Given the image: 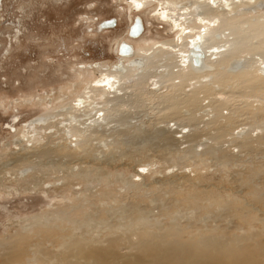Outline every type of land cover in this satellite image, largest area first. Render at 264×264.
Wrapping results in <instances>:
<instances>
[{"label":"rangeland","instance_id":"1","mask_svg":"<svg viewBox=\"0 0 264 264\" xmlns=\"http://www.w3.org/2000/svg\"><path fill=\"white\" fill-rule=\"evenodd\" d=\"M163 1L209 10L197 0ZM158 2L150 0L145 11L132 13L143 18L146 28L142 35L150 40L133 38L137 42L128 36L133 20L126 0H0V264H72L74 260L112 264L111 259L100 263L68 253L73 243L78 245L75 241L101 248L111 239L121 262L133 256L131 264L152 262L150 253L135 256L140 242L162 247L206 241L224 248L249 249L264 264V135L248 140L241 131L259 122L245 116L257 107L251 94L264 88V67L257 72L258 66L249 57L251 53L264 57V9L257 11L249 3L236 6L227 15L231 19L216 12L230 27L240 28L242 39L246 33V41L252 45L242 56L238 50L232 53L234 57L229 56L231 61L222 67L231 72L229 79L223 78L219 65L212 70L221 79L216 91L227 95L224 113L226 107L246 102L232 111V119L220 116L216 124H209L208 118L217 114L212 108L199 122L188 120L187 132L176 133L173 124L180 120L166 116L165 107L153 115L151 106L159 103L150 95L139 101L135 87H131L132 102H127L130 107H108L111 121L106 126L93 124L94 116L102 111L93 116L85 110L91 114L78 116L76 128L67 114L66 109L83 93V88L75 92L74 85L83 78L99 77L95 64L99 70L120 66L115 48L122 40L134 43L135 56H140L138 46L154 49L145 73L157 77L162 86L168 83L163 76L170 59L163 56L161 46L155 49L156 41L174 43L176 34L150 14L149 5ZM109 16L116 17L117 25L102 30L98 24ZM132 67L126 66L124 73L136 80ZM84 69L91 71L85 74ZM90 93L86 101L93 104L94 98L89 97L95 91ZM181 109L182 113L192 110ZM119 110L124 114L116 118ZM40 118L43 121L36 124ZM64 121L68 122L65 127ZM154 122L155 126L150 124ZM194 122L197 128L191 126ZM26 124L36 126L23 140ZM156 130L158 138L154 137ZM238 142L243 143L241 147ZM65 242H69L67 247ZM32 246L50 252L51 260L34 254ZM134 258H140L139 263Z\"/></svg>","mask_w":264,"mask_h":264},{"label":"bare ground","instance_id":"2","mask_svg":"<svg viewBox=\"0 0 264 264\" xmlns=\"http://www.w3.org/2000/svg\"><path fill=\"white\" fill-rule=\"evenodd\" d=\"M126 1L128 3L129 10H130V17L132 18V20H135V21H131V22H133V24H131V26L128 29L129 30L128 36L131 39L139 38L140 36L141 37L143 36L142 38H140L141 41L144 40L146 42L147 41L149 42L150 41L149 38H144V35H142L143 30H144L142 17L140 15H138L137 17L133 16L132 13L136 12V11L137 12L145 11L148 7L147 5H148V2H150V0H126ZM197 1H198V3L201 2V4L208 6L209 10L206 9L203 12L202 9L197 8L198 6L196 5L197 6L196 7L194 4H191L190 6L176 5L177 3H175L174 1H173V3H169L170 1L165 2L163 0H159L157 5H154V6L149 5V6H152L151 7L152 9L150 8L151 9L150 14H152V16H154V17L157 16L158 19L166 22L169 25V27H171V32L176 34L175 35L176 38H174L175 39L174 43L168 44V43H163V42L160 43L159 41H156L158 43L156 44L157 47L155 49H157L159 46H161L159 48V50L161 49L164 51L163 56L166 57L167 59H170L169 63H167V64L165 63V65L167 66L168 69L164 68L165 69L164 72L166 71L165 74L168 71L167 75L163 76V74H162V76L164 78H166L167 80L169 79L168 83L166 85L162 86L160 80L156 76H155L156 78H152L153 74L150 75V74L145 73V68L148 64V60L150 59V57H152L151 55H153V54H150V52L153 53L154 49H151V47H149L150 49H147L144 46H140V47L138 46V50L140 51V53H139L140 56L137 55L138 56L137 57V56H135V53H134V51H135L134 43H133V45H131L130 41L127 42V41L122 40L120 43H118V45L115 48L116 51L119 52V55H120V59H119L120 66L119 67L116 66V69H114V70H112V69L111 70H99V66L97 64H95L96 68H93V69L94 70L98 69L99 77L94 76L91 78H83V77L78 75L79 78L81 77L83 79L81 81L79 79L80 82L74 85V89L76 92V91H79L81 88H83L82 89L83 91L81 90L83 93L79 94L78 97L75 99L76 103L72 102L73 101L72 100L70 103H74V104H71V106L68 105L69 109H66L67 114H69L68 116H70V119H72V120L74 119L72 124L75 128H76V125H74V122H76L75 120H77L78 116L81 117L83 115L82 113L87 109L89 111H92L91 112L92 114L91 113L90 114L93 116L94 115L97 116V112L102 111L101 113H99V115L97 117L94 116L93 119L96 118L95 119L96 121H94L92 119L91 122L94 121L93 124H95L97 122L99 124V127L102 124L104 126H106L109 123L108 121H111L109 118L111 116V114H110V116L108 115L109 117L106 114V111L108 110L109 106H114V107L120 108V107L125 105L126 107H128L129 105L127 106V104H128L127 102L128 101L132 102V101H130V99L132 100L133 98H129V97H131V94L132 95L134 94L131 87H133V88L135 87L137 89L138 93H136L135 97H137L139 101H143L144 98H148V96L150 95L149 98H151V96H152L153 99L156 101L155 103H159V106H158V104L156 105L157 107H155V104L153 106H151V113L153 115L156 114V111H157V113H159V111H161V108L165 107V108H167V110L169 112L168 115H166V116H176V118L180 120V123L175 121L173 124V126H174L173 130H175V128L177 129V130H175L176 133L177 132L181 133L182 131L184 133L187 132V128L189 127V123H190V122H188V120H193V121L199 122L200 119L202 117H204L205 115H207V113L209 111H212L211 110L212 108L216 109L217 114L213 113V115L210 118H208L209 124H212V125L216 124L219 121L220 116L224 117V118H228V119H232L233 117H235V116H233L234 115L233 112H236V111H233V110L234 109L239 110V108L241 109V107L244 106V104L246 102H243L242 105H240L239 107H235V108H234V106H233V108L226 107L225 110H227V112L224 113V106L227 104V95H226V92H224V91H222V92L216 91L215 87L218 88L217 87L219 85L218 82H220L221 79H219L218 78L219 76L218 77L216 76V72H214L212 70L214 69V67H216L215 65H219L221 70H222L223 69L222 67L225 66V63L228 65L229 62L231 61L229 56L231 55L232 57H234L232 55L234 50L235 51L238 50V52H241L240 55L242 56L244 51H247L249 48H252V45L250 44L251 45L250 46L247 43V41H246V39H247L246 35L247 34L246 33L243 34V39H242L241 38L242 36L241 37L239 36V34L241 33L240 28L230 27L228 25V22H226V19L223 18L224 16H219V14H217L216 12L220 10V11L224 12L226 17H228L227 15H229L233 11V8H235L236 6L237 7L238 6H246V5H248V3L253 4L254 2H259V1L264 2V1L263 0H197ZM207 14H213L214 16L213 17H207L208 16ZM135 17H136V19H135ZM230 17H232V16H230ZM230 17H228V18H230ZM240 23H242V22H240ZM116 24H117V22H116ZM106 27L109 28L111 26L102 27V30H103V28H106ZM249 32H247V33H249ZM134 40L137 41L138 39L137 40L133 39V41ZM209 40H211L212 42H210ZM248 54L249 53L244 54V57H247ZM249 57L258 66V68L256 69L257 72L259 71V68L264 67V57H262L261 55H256V54L253 55L252 53L250 54ZM122 59H124L123 64H121ZM152 61H154V60H152ZM126 62H129V64H127ZM128 65L133 66L132 68H134L133 71H134L136 80L133 79L134 77L130 78L129 76H127V74L124 73L127 70L126 66H128ZM154 65H155V63H154ZM150 67H152V66H150ZM91 68H92V66L90 67V69ZM226 69L227 68L225 67V70H222L221 73L223 72V74H224V75L222 74L223 78L229 79V77H227V76H229L228 72H230V71L226 72ZM81 71H82V69H81ZM90 71L87 70L86 72H83V73L86 74L87 72H90ZM79 72H80V70H79ZM128 73L130 74L132 72L128 71ZM85 74H83V75H85ZM92 74H93V72H92ZM90 75H91V73H90ZM87 76H89V75H87ZM178 79H180V80H178ZM176 80H178V81H176ZM133 84H135V85L132 86ZM255 87H256V85H255ZM74 89L72 91H74ZM209 89L212 90L213 93L209 92ZM251 89H253V88L251 87ZM94 91H95V93H93V95L92 96L90 95L91 97H89V98H94V100H93L94 102L92 101L93 104H89L90 102H87L86 99L89 96V93L94 92ZM134 91H136V90H134ZM201 93H203V94L205 93V94L203 96H201L202 95ZM234 94L235 93L233 92V95ZM250 97L255 99L254 102H256L257 107L249 110L250 112H248V114H246L245 118L247 120L256 119V120H259V122L256 125L253 124V125H250V127H247V128L242 127L241 128V131H244L242 133H246L248 140L253 135H256V136L259 134L264 135V126H262V123H264V88H262L260 92L252 93ZM61 99H62V97H61ZM72 99H74V98H72ZM96 99H99L100 101L98 100V102H97ZM206 99H209L207 104L203 103ZM88 100H90V99H88ZM141 104L145 105V103H141ZM100 106H104V109L102 107H101L102 109H100ZM132 106L133 105H131V107ZM184 106L188 107V108L190 107L192 110L190 111V109H189V111L186 110L185 113H182L181 108H183ZM207 107H209L210 109L206 110ZM134 108H136V107H134ZM220 109L222 111H220ZM112 110L114 111V108ZM120 110H122V108H120ZM120 110H119L116 118H121V116L124 114V113L122 114L120 112ZM131 111H129V113ZM72 112H74L75 114H73ZM57 114H59V113H57ZM84 114H85V112H84ZM90 114L86 113L85 115H90ZM132 114H133V112H132ZM161 114H164V113H161ZM63 115L65 116V112ZM51 116H53V115L51 114ZM43 118H40L36 122V124L41 123L43 121L42 120ZM81 118H78V120H80ZM123 118H127V117H123ZM111 119H112V117H111ZM170 119H171V117H170ZM122 120L124 121V119H122ZM116 121L118 122V120H116ZM169 121H172V120H168V122ZM91 122H89L87 124L92 128L93 125H90ZM126 122H127V120H126ZM168 122H166V123H168ZM197 122L192 123L191 126L195 125V123H197ZM67 123L68 122L65 123V121H64L62 123V125H64V127H65L68 125ZM69 123H71V122H69ZM119 123H121V122H119ZM119 123H117V124H119ZM98 124L97 125L95 124L94 126L98 127ZM114 124H115V121H114L113 125ZM122 124H124V122ZM150 124H154V126H155L156 122L150 123ZM206 124H208V122H206ZM86 125H85V127H86ZM113 125H111V126H113ZM203 125H205V123ZM35 126H36L35 124H32L30 126H28L27 124L25 125L24 131L21 134V137L23 138V140H25L27 138L26 133H28V132L30 133L31 129L34 128ZM82 126L84 128V125H82ZM104 126L102 127L103 129H104ZM115 126H116V124H115ZM115 126H113V127H115ZM209 126H211V125H209ZM74 127H71L70 129L72 130V128H74ZM107 127L109 130H110V128H112V127L109 128V126H107ZM199 127H200V124H199ZM91 128H88V129L91 130ZM94 128L96 129V127H94ZM194 128H197V125H195ZM95 129L92 128V130H94V132H95ZM105 129H107V128H105ZM168 129H170V128H168ZM119 130H120V128H119ZM255 130H257V131L254 134ZM99 131H97V132H99ZM158 131L159 130H156V133L154 134L155 138H158ZM160 132H163V131H160ZM74 134H77V133H74ZM100 134H103V133L101 132ZM103 136H105V133ZM159 136H161V135H159ZM181 136H184V134H182ZM217 136L219 138H221L220 137L221 135H217ZM145 140H147V137L145 138ZM248 140H246V141H248ZM75 141H78V139ZM205 141L206 140H204V142ZM217 143H219V142H217ZM73 144H74V147H76L75 143H73ZM130 144H131V142H130ZM240 144L238 142V146L241 147L243 143L241 142ZM77 145L80 146L78 143H77ZM244 145L247 147L250 144H246V142H245ZM207 146L209 148H212V146L209 144ZM76 148H78V147H76ZM244 148L245 147H243V149ZM214 150H212V151H214ZM240 151H242V150L240 149ZM230 158L233 159L232 157H230ZM230 158H228V159L231 161ZM225 160H227V159H225ZM32 173H33V171H32ZM17 175H19V174H17ZM36 176H34V178L37 179ZM40 181H42V180H40ZM32 183H34L35 185L38 184L37 181H34ZM75 242L78 245L73 243L71 245V247L68 249L69 250L68 253L72 252V256H76L77 258L79 257V258H86L87 259L89 257H92L95 260H97V262H100V263H104V260H108V259L112 260V262H113L112 264H123V263L124 264H131V263H133V256L128 258V261L121 262V254L115 248V241L113 239L108 240V242L101 248L93 247L89 244L87 246H84V245H82L81 241H75ZM68 244H69V242H65L63 245H64V247H67ZM0 246H2V245H0ZM138 246H139L138 251H140L141 253L139 252V253L135 254V256H140L142 253H150V255H148V256H150L152 258L151 264H262L258 259L255 258L254 254L249 249L246 250V249L224 248L223 246L219 247L215 244H212L209 241H206L205 243H203L201 245L195 243V244H185V245H183V244H181V245H167V246H162V247H159L157 245V243L140 242L138 244ZM131 248H133V246ZM31 249H32L34 254H38V253L40 255L42 254L44 256H47V258L45 257L46 260L47 259L51 260V253L50 252H45L44 250H39V247H35V246H32ZM69 255L71 256V253ZM34 256L36 257V255H34ZM66 260H69V259H66ZM134 260L136 263H139L140 258H134ZM74 261H76V263L74 262L72 264H82L81 260H74ZM69 264H71V263H69Z\"/></svg>","mask_w":264,"mask_h":264},{"label":"flooded vegetation","instance_id":"3","mask_svg":"<svg viewBox=\"0 0 264 264\" xmlns=\"http://www.w3.org/2000/svg\"><path fill=\"white\" fill-rule=\"evenodd\" d=\"M264 1V0H263ZM252 6H255L254 8H256L257 9V11H260V10H263L264 9V2H261V1H259V2H254L253 4H251ZM261 7H263L262 9H261ZM110 17H112V16H109V17H104V18H102L101 20H103V19H105V18H110ZM115 17V16H114ZM143 19V18H142ZM100 20V21H101ZM134 21V20H133ZM116 24V17H115V22L113 23V25H108V26H114ZM132 24H133V22H132ZM117 25V24H116ZM143 25H144V30H145V23H144V20H143ZM131 26V25H130ZM129 26V27H130ZM144 30H143V32H144ZM128 32H129V30H128ZM128 35H129V33H128ZM134 47V46H133Z\"/></svg>","mask_w":264,"mask_h":264},{"label":"water","instance_id":"4","mask_svg":"<svg viewBox=\"0 0 264 264\" xmlns=\"http://www.w3.org/2000/svg\"><path fill=\"white\" fill-rule=\"evenodd\" d=\"M115 22V17L112 16L110 18H105L103 20L100 21V23L98 24V27L102 28L108 25H113V23Z\"/></svg>","mask_w":264,"mask_h":264}]
</instances>
